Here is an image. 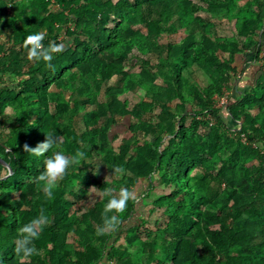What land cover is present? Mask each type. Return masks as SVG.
<instances>
[{"label": "trees", "instance_id": "1", "mask_svg": "<svg viewBox=\"0 0 264 264\" xmlns=\"http://www.w3.org/2000/svg\"><path fill=\"white\" fill-rule=\"evenodd\" d=\"M55 3L52 10L50 0H0V264H264V0ZM213 15L226 18L228 37L205 33ZM61 31L70 42L53 68L27 59L28 35L45 33L47 47L62 43ZM243 51L258 65L241 90L235 60ZM225 90L237 97L216 106ZM47 133L59 138L57 148L41 157L23 151ZM67 147L85 157L48 199L35 177L52 151ZM94 156L121 187H161L144 213L129 200L118 227L99 236L108 200L72 211L76 197L104 191L85 162ZM41 209L50 223L33 241L39 255L24 259L15 252L18 229Z\"/></svg>", "mask_w": 264, "mask_h": 264}, {"label": "clouds", "instance_id": "2", "mask_svg": "<svg viewBox=\"0 0 264 264\" xmlns=\"http://www.w3.org/2000/svg\"><path fill=\"white\" fill-rule=\"evenodd\" d=\"M45 33L38 32L28 35L23 41V47L27 50V59L29 61L43 60L47 68H53L51 61L55 54L61 53L64 49L62 43L49 42L45 47L43 41ZM60 144L58 137L52 133H47L43 142L38 143L35 147H30L27 143L23 145V151L36 157L44 156L50 150L57 148ZM85 153L77 150L73 155H66L63 151H52L44 161V170L35 177L38 185H42V191L48 199L54 198V189L58 187L59 181L63 180L67 174V170L72 165H79L84 159ZM125 169L116 166L113 173L120 176ZM103 196L109 197L104 206L102 213L103 225L98 227L96 234L103 235L106 230H114L120 224V214L126 208L129 200H135L136 194L126 187H121L118 192L114 188H106ZM109 213H115L109 216ZM50 223L45 210L41 209L38 216L30 220L18 229V239L16 241L15 252L24 259L31 258L33 255H39V250L35 247L33 241L40 237V234Z\"/></svg>", "mask_w": 264, "mask_h": 264}, {"label": "rangeland", "instance_id": "3", "mask_svg": "<svg viewBox=\"0 0 264 264\" xmlns=\"http://www.w3.org/2000/svg\"><path fill=\"white\" fill-rule=\"evenodd\" d=\"M131 2L133 0H130ZM53 7H50V9L52 10H56L57 8H59V6L54 2L52 3ZM199 6H201V3L197 2L193 8H198ZM200 14H202V12H200ZM195 15H198L197 13H195ZM201 16V15H200ZM205 23H203V29L205 31V33H207L208 35L212 36L213 33H216L219 36L222 37H228L229 33L232 31V28L230 27V25L228 24L226 18L223 15H213L208 19L204 20ZM136 29L138 30V33L141 35H144L146 33V29H145V25H140L137 26ZM181 30V29H180ZM182 32V31H181ZM180 36H178L179 38ZM58 40L62 41V44L64 45V49L68 48L69 46V42H70V38H67L65 36V32L61 31L59 33V37ZM6 41V35L3 34L2 32H0V42L3 43ZM262 43V42H261ZM262 55L264 54V42L262 43ZM254 59V55L250 52V51H243V53L238 54L236 56V60H235V66L238 68V72H240L239 74V79H238V84L241 87L240 89L243 90L244 87H246L249 83L250 80H246V77H248V73L244 74L243 72L246 69V63L247 61H250L252 59ZM261 64V62H259ZM244 67V68H243ZM192 80H196L202 84L206 83V80L204 78V76L200 75V74H194L192 77ZM4 80L8 81L9 80V75H6L4 77ZM236 83V81H235ZM224 95L219 96L215 95L214 96V100H216L215 105L216 106H223V103L225 101V103H227L228 101V96H236L235 90H225L224 91ZM221 97H223L221 99ZM178 101L175 100L174 103H177ZM260 102L264 105V94L260 97ZM190 119H187V124H189ZM92 127V126H91ZM58 131L61 135V137L64 140V146H67V142H68V138L66 133L64 132V130L62 128H58ZM116 130L114 128H111L110 131L108 132V139L109 142L111 143L112 146L116 147L119 144L120 138L116 136ZM66 155H73L70 151V149L67 147V150L64 152ZM221 158V162H219V166L225 167L227 166V163H224V160H226V156L227 153L226 152H221L218 155ZM86 164L88 166L91 167L92 171L96 174L97 176V181L100 182L103 186H104V190L106 188H114L116 190V192L119 191V189L121 188V186H119V183L115 181V178L113 176V174H109L107 173V169L106 166L104 164V162L100 159L99 156H94L91 159H88L87 161H85ZM257 164V160L254 158L253 160H249L248 161V165H256ZM75 166L76 165H72L69 167V169L67 170V172H74L75 170ZM152 181H155L157 179V175L153 174L152 175ZM155 184V183H153ZM149 183H147L146 181L144 182H140L137 183L136 185H133L131 187V191H133L136 194V198H137V204H136V209H137V213L138 214H142L143 212V206L146 205H150L153 204L161 195V187L159 186H154L153 188L149 189ZM93 189V195L91 196H87L85 200L79 201V197H76L73 201L74 204H76L77 206H75V208H72V211H84L87 209L88 205H92L93 203L99 201V199H105L108 200L109 197H105L103 196V192L100 188H91ZM84 190L82 191L81 194H79V196H82ZM162 212L163 209L154 212L152 215L149 216L147 223L150 225L155 224V222L162 216ZM101 264V263H100ZM104 264V263H103Z\"/></svg>", "mask_w": 264, "mask_h": 264}, {"label": "crops", "instance_id": "4", "mask_svg": "<svg viewBox=\"0 0 264 264\" xmlns=\"http://www.w3.org/2000/svg\"><path fill=\"white\" fill-rule=\"evenodd\" d=\"M263 42H264V39H263ZM252 59V58H251ZM247 65L245 66L246 69L245 71L243 72L244 74H247L248 73V77H246V80L248 81L251 77L254 76V70L257 69V65L253 62V59L250 60V61H247L246 63ZM244 68V67H243Z\"/></svg>", "mask_w": 264, "mask_h": 264}, {"label": "water", "instance_id": "5", "mask_svg": "<svg viewBox=\"0 0 264 264\" xmlns=\"http://www.w3.org/2000/svg\"><path fill=\"white\" fill-rule=\"evenodd\" d=\"M2 162V161H1ZM2 164H4L7 168H8V170H9V173H8V175L9 174H11L12 173V171H11V168L7 165V164H5V163H3L2 162ZM5 178V177H4ZM3 178H0V180H2Z\"/></svg>", "mask_w": 264, "mask_h": 264}, {"label": "built area", "instance_id": "6", "mask_svg": "<svg viewBox=\"0 0 264 264\" xmlns=\"http://www.w3.org/2000/svg\"><path fill=\"white\" fill-rule=\"evenodd\" d=\"M50 2L51 3H54L55 2V0H50ZM10 8V7H9ZM9 10V9H8ZM223 97H221V99H222ZM224 99V98H223ZM223 104H225V101L224 102H222Z\"/></svg>", "mask_w": 264, "mask_h": 264}]
</instances>
